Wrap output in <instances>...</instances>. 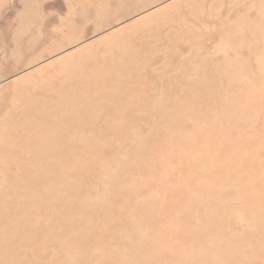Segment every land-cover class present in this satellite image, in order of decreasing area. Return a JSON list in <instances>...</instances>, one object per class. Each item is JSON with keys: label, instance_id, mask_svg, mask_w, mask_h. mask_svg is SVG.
Instances as JSON below:
<instances>
[{"label": "rangeland", "instance_id": "obj_1", "mask_svg": "<svg viewBox=\"0 0 264 264\" xmlns=\"http://www.w3.org/2000/svg\"><path fill=\"white\" fill-rule=\"evenodd\" d=\"M0 264H264V0H0Z\"/></svg>", "mask_w": 264, "mask_h": 264}, {"label": "bare ground", "instance_id": "obj_2", "mask_svg": "<svg viewBox=\"0 0 264 264\" xmlns=\"http://www.w3.org/2000/svg\"><path fill=\"white\" fill-rule=\"evenodd\" d=\"M255 253V252H254Z\"/></svg>", "mask_w": 264, "mask_h": 264}]
</instances>
